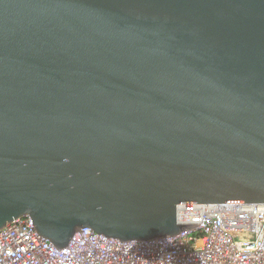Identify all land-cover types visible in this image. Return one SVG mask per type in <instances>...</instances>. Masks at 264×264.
<instances>
[{
	"label": "water",
	"instance_id": "obj_1",
	"mask_svg": "<svg viewBox=\"0 0 264 264\" xmlns=\"http://www.w3.org/2000/svg\"><path fill=\"white\" fill-rule=\"evenodd\" d=\"M191 204H264V0H0V229L151 242Z\"/></svg>",
	"mask_w": 264,
	"mask_h": 264
},
{
	"label": "built area",
	"instance_id": "obj_2",
	"mask_svg": "<svg viewBox=\"0 0 264 264\" xmlns=\"http://www.w3.org/2000/svg\"><path fill=\"white\" fill-rule=\"evenodd\" d=\"M195 229L151 242H120L90 229L58 252L20 217L0 229V264H264V204L176 206Z\"/></svg>",
	"mask_w": 264,
	"mask_h": 264
}]
</instances>
